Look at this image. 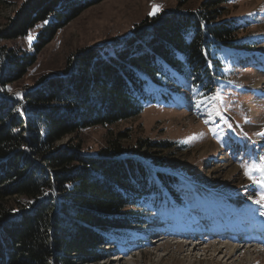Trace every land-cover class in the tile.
<instances>
[{
  "label": "trees",
  "instance_id": "trees-1",
  "mask_svg": "<svg viewBox=\"0 0 264 264\" xmlns=\"http://www.w3.org/2000/svg\"><path fill=\"white\" fill-rule=\"evenodd\" d=\"M100 1L27 0L0 29V264H97L113 255L111 245L125 231L144 233V208L170 206L187 188L158 168L164 165L158 154L176 145L140 139L130 147L121 133L90 154L78 140L64 147L59 141L168 99L173 75L210 93L224 78L221 50L245 45L240 26L221 19L225 0H206L197 10L147 17L126 37L79 50L66 69L13 94L11 86L56 33ZM40 24L32 52L2 44ZM154 86L168 89L151 95Z\"/></svg>",
  "mask_w": 264,
  "mask_h": 264
},
{
  "label": "rangeland",
  "instance_id": "rangeland-1",
  "mask_svg": "<svg viewBox=\"0 0 264 264\" xmlns=\"http://www.w3.org/2000/svg\"><path fill=\"white\" fill-rule=\"evenodd\" d=\"M26 1L0 2V29ZM205 1L102 0L92 4L56 33L38 53L28 73L11 86V92L20 95L37 85L42 77L63 71L79 50L130 35L134 26L147 17L173 10L194 11L203 7ZM153 5L159 6V10L150 16ZM223 5L221 19H233L240 26L239 42L245 45L221 50L224 78L213 91L202 92L197 84L173 75L174 80L166 81L175 90L168 99L147 103L138 116L112 126L84 129L79 135H67L58 143L64 147L78 140L84 153L94 154L109 139L125 133L122 141L130 147L140 139L169 140L176 145L158 154L164 158V165L158 168L175 174L187 186L182 190L184 194L170 206L144 208L149 217L145 233L125 231L111 245L113 255L97 264H246L242 259L231 262L224 255L217 256L214 248L207 253L198 249L193 253V245H188L185 237L189 233L194 237L198 232L210 234L218 226L233 221L242 225L249 222L250 226L255 221L264 222L261 215L264 208L253 203V199L260 198L261 186L245 175L243 167L264 163V135H261L264 133V0H225ZM41 30L42 24L30 30L28 37L4 40L2 44L32 52V41ZM248 44L252 45L250 49ZM168 87L154 86L151 95L166 92ZM253 175L259 180V173ZM161 228V237H154ZM228 241L232 242L224 240ZM209 243L201 244L200 248ZM261 255L250 264H264V254Z\"/></svg>",
  "mask_w": 264,
  "mask_h": 264
},
{
  "label": "bare ground",
  "instance_id": "bare-ground-1",
  "mask_svg": "<svg viewBox=\"0 0 264 264\" xmlns=\"http://www.w3.org/2000/svg\"><path fill=\"white\" fill-rule=\"evenodd\" d=\"M255 226H256L255 227L256 230H254V228H252V230H247V228H246L247 233L244 236L245 237L244 240H242L241 238L237 239L240 236V234H239V236L236 235L235 230H233L232 232H230L228 230V232H230V234L227 233L228 235H226L225 237H232V238L236 239V240H233L232 242L231 241L224 242V240H231L230 238L216 239V238L211 237L213 239H211L209 241L198 242V241L194 240V238H193L194 236H191L189 234L188 235L186 234L185 237L187 236V239L189 241L188 245H190V244L193 245L191 248L193 253L196 249L202 250L204 253H207L210 250V248H214V251L217 252V256H219L220 254L222 256L224 255V258L227 257L228 261L235 262V261L242 259L243 261L246 262V264H250L254 261L256 262V260H258L259 257L263 256L261 254H264L263 253V251H264V235L262 234V232L264 231V222L259 221L257 224L255 223ZM242 229H245V227H242ZM161 230L158 233L159 235H154V237H158V236L161 237V235L163 233V231H161ZM240 233L242 234L241 231H240ZM214 237H215V235H214ZM160 240H157V242ZM209 242H211V243H209ZM205 243H209V245L208 246L203 245L204 247L201 249L200 245L205 244ZM217 245H219V246H217ZM243 248H246V249L244 250ZM259 251H261L260 256H259ZM202 255H203V253H202ZM215 255H216V253H215ZM234 257H236V258H234ZM232 258H234V259L231 260ZM117 260L120 261L122 259L119 260V258H118Z\"/></svg>",
  "mask_w": 264,
  "mask_h": 264
},
{
  "label": "snow or ice",
  "instance_id": "snow-or-ice-1",
  "mask_svg": "<svg viewBox=\"0 0 264 264\" xmlns=\"http://www.w3.org/2000/svg\"><path fill=\"white\" fill-rule=\"evenodd\" d=\"M158 10L159 6L153 5V12L149 13V15H155ZM28 39L30 41L31 37H29ZM215 98L216 97H213V99ZM197 103L199 104L200 102L198 101ZM261 135H264V133H261ZM262 160H264V158H262ZM243 167L245 168V175L248 176V178L252 180L253 183L259 184L261 186L260 198L253 199L252 197H249V199H253V203L260 205L261 208H264V163H261L259 165L253 163L251 165H243ZM253 173H259V180L256 179ZM261 215H264V212H261Z\"/></svg>",
  "mask_w": 264,
  "mask_h": 264
}]
</instances>
